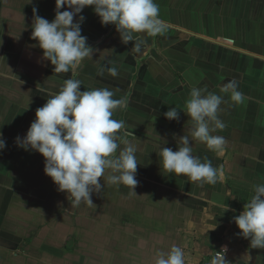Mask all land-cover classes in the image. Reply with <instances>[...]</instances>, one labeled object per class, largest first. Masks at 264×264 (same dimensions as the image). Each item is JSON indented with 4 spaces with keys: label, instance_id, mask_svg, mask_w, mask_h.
<instances>
[{
    "label": "crops",
    "instance_id": "obj_1",
    "mask_svg": "<svg viewBox=\"0 0 264 264\" xmlns=\"http://www.w3.org/2000/svg\"><path fill=\"white\" fill-rule=\"evenodd\" d=\"M155 3L167 30L136 34L147 41L139 54L131 53L134 42L122 43L114 24H101L92 6L80 14L93 56L75 78L81 91L109 88L115 98L127 96V108L113 118L131 132L127 139L139 164L137 195L109 184L106 170L93 205L73 207L72 197L44 173V157L15 143L36 109L72 75L54 72L32 39L33 9L51 22L55 0H0V132L6 141L0 151V264H154L157 250L173 245L183 249L185 264H211L216 253L228 264H264V249L251 248L233 221L252 186L264 181V0ZM110 67L117 68L116 77ZM233 78L247 97L240 105L220 92ZM205 86L225 96L220 118L226 127L212 133L226 138L222 152L192 137L194 122L182 110L191 90ZM172 107L177 120L164 116ZM184 135L193 155L217 167L215 185L162 174L159 145L176 151Z\"/></svg>",
    "mask_w": 264,
    "mask_h": 264
},
{
    "label": "clouds",
    "instance_id": "obj_2",
    "mask_svg": "<svg viewBox=\"0 0 264 264\" xmlns=\"http://www.w3.org/2000/svg\"><path fill=\"white\" fill-rule=\"evenodd\" d=\"M88 6H92L102 25H115L122 43L134 42L131 53H143L147 48V41L136 34L154 37L167 30L155 0H55V18L51 22L35 15L37 10L33 9L32 39L38 42L43 57L54 66V72L72 75L42 107L36 109L35 119L25 136H17L15 143L25 151H35L44 157V173L58 186V191L72 197L73 207L82 203L93 205L91 196L104 188L100 181L106 170L111 172L108 183L124 185L130 194L137 195L138 184L137 149L127 139L132 134L126 130L123 120L113 118L117 111L127 108V96L115 98L116 92L109 88L81 91L82 82L75 78L82 61L93 56V48L81 34L85 18L80 14ZM65 7L67 10L61 11ZM103 71L101 68L100 74ZM107 71L113 77L118 75L116 67ZM220 92L228 95L236 105L247 99L239 91V82L235 78L228 80ZM225 102L224 95L209 92L206 86L194 87L182 109L194 122L192 137L216 152H222L226 144L224 136L212 134L226 127L220 118L221 105ZM164 116L168 120H177L179 111L172 107ZM179 142L176 151L159 145L162 174L185 176L201 185H215L221 178L217 167L207 158L202 162L192 154L188 136L180 137ZM121 144L125 147L118 152ZM5 147L6 141L0 132V151ZM252 192L243 211L234 216L233 221L240 230L238 235L249 239L251 248L264 249V181L254 184ZM154 264H185V253L176 245L168 251L157 250ZM211 264L228 262L224 256L214 257Z\"/></svg>",
    "mask_w": 264,
    "mask_h": 264
},
{
    "label": "built area",
    "instance_id": "obj_3",
    "mask_svg": "<svg viewBox=\"0 0 264 264\" xmlns=\"http://www.w3.org/2000/svg\"><path fill=\"white\" fill-rule=\"evenodd\" d=\"M222 256H223L222 253H216V257L220 258V257H222Z\"/></svg>",
    "mask_w": 264,
    "mask_h": 264
},
{
    "label": "trees",
    "instance_id": "obj_4",
    "mask_svg": "<svg viewBox=\"0 0 264 264\" xmlns=\"http://www.w3.org/2000/svg\"><path fill=\"white\" fill-rule=\"evenodd\" d=\"M126 66V65H125Z\"/></svg>",
    "mask_w": 264,
    "mask_h": 264
}]
</instances>
